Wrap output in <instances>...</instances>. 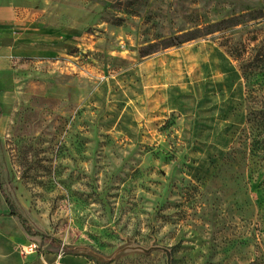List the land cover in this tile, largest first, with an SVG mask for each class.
<instances>
[{
	"label": "rangeland",
	"instance_id": "1",
	"mask_svg": "<svg viewBox=\"0 0 264 264\" xmlns=\"http://www.w3.org/2000/svg\"><path fill=\"white\" fill-rule=\"evenodd\" d=\"M75 35L0 70L4 238L1 191L53 261L264 264V0L99 1Z\"/></svg>",
	"mask_w": 264,
	"mask_h": 264
},
{
	"label": "crops",
	"instance_id": "2",
	"mask_svg": "<svg viewBox=\"0 0 264 264\" xmlns=\"http://www.w3.org/2000/svg\"><path fill=\"white\" fill-rule=\"evenodd\" d=\"M99 1L109 0H0V70L15 60L52 56L78 45L75 34L92 23V5ZM1 225L0 264H90L68 252L54 261L50 254L18 252L16 246L25 249L32 237H20L18 245L13 237L4 238Z\"/></svg>",
	"mask_w": 264,
	"mask_h": 264
},
{
	"label": "water",
	"instance_id": "3",
	"mask_svg": "<svg viewBox=\"0 0 264 264\" xmlns=\"http://www.w3.org/2000/svg\"><path fill=\"white\" fill-rule=\"evenodd\" d=\"M152 252H160V253L164 254L165 259H166V264H172L171 263L172 256H171V252L169 249L163 248L160 246H153V245H150L148 248H144V247L137 245L133 242L119 248L114 254H112L111 257H109V258H102L101 257V259H103L106 262H111L117 258H120L122 256H126V255H131V254L148 255ZM95 256L97 258H100L98 255H95Z\"/></svg>",
	"mask_w": 264,
	"mask_h": 264
},
{
	"label": "trees",
	"instance_id": "4",
	"mask_svg": "<svg viewBox=\"0 0 264 264\" xmlns=\"http://www.w3.org/2000/svg\"><path fill=\"white\" fill-rule=\"evenodd\" d=\"M216 31H220V30H215L214 32H216ZM211 33H213V32H207V33L204 34V35H209V34H211ZM195 38H197V37H195ZM195 38H191V39H189V40H192V39H195ZM174 41H177V42H178L177 44H181V43L184 42V41L178 40V38H175ZM185 41H188V40H185ZM1 195H2V197H3V199H4V202H5V204H6V207H7V209H8V214H7V215H8L9 217H13V218H16L17 220H19V222H20V224H21V227L23 228L25 234H26L28 237H36V236H39L38 234H36V233H34V232L32 231V228L30 227V225H29V223L27 222V220H26L25 218H23V216H21V215L18 213V211H17V209H16V207H15L13 201L11 200V198H10L8 195L4 194L2 191H1ZM41 239H42L43 241H49V242L54 243V244H59V243H60V242H58L57 240H54L53 238H46L45 236H42ZM69 250H70L69 248H66V249H65L66 252L69 251ZM65 251H64V252H65Z\"/></svg>",
	"mask_w": 264,
	"mask_h": 264
},
{
	"label": "built area",
	"instance_id": "5",
	"mask_svg": "<svg viewBox=\"0 0 264 264\" xmlns=\"http://www.w3.org/2000/svg\"><path fill=\"white\" fill-rule=\"evenodd\" d=\"M25 249H26L25 251L23 250L24 253H32L33 249H35V246L34 245H29Z\"/></svg>",
	"mask_w": 264,
	"mask_h": 264
}]
</instances>
